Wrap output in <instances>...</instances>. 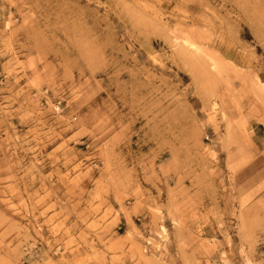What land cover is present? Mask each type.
<instances>
[{"label":"rangeland","instance_id":"rangeland-1","mask_svg":"<svg viewBox=\"0 0 264 264\" xmlns=\"http://www.w3.org/2000/svg\"><path fill=\"white\" fill-rule=\"evenodd\" d=\"M0 264H264V0H0Z\"/></svg>","mask_w":264,"mask_h":264}]
</instances>
